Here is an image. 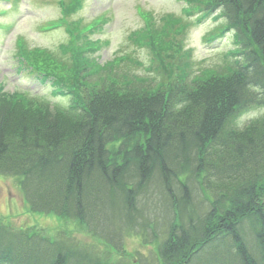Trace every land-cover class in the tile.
Returning <instances> with one entry per match:
<instances>
[{
    "label": "trees",
    "instance_id": "1",
    "mask_svg": "<svg viewBox=\"0 0 264 264\" xmlns=\"http://www.w3.org/2000/svg\"><path fill=\"white\" fill-rule=\"evenodd\" d=\"M212 2L202 12L219 13L235 47L206 79L174 78L158 54L166 80L151 87L76 89L31 71L69 106L0 87V176L32 212L80 221L119 254L2 224L0 264H264V117L239 124L264 108V0ZM131 236L156 255L131 259Z\"/></svg>",
    "mask_w": 264,
    "mask_h": 264
},
{
    "label": "rangeland",
    "instance_id": "2",
    "mask_svg": "<svg viewBox=\"0 0 264 264\" xmlns=\"http://www.w3.org/2000/svg\"><path fill=\"white\" fill-rule=\"evenodd\" d=\"M212 1L0 0V87L35 103L69 106V96L53 95L50 79L43 84L28 72L43 70L51 79L75 83L76 89L86 84V78L92 86L151 87L166 80L155 70L160 63L153 59L158 54L164 62L166 55L172 57L174 78L187 73L192 79H206L233 61L227 59V52L234 47V34L213 48L205 42L210 32L225 23L215 16L196 23L197 11L214 5ZM262 117L264 108L252 110L240 119V125ZM2 224L39 231L52 240L74 238L100 257H119L114 247L93 236L80 221L31 212L17 180L0 176ZM155 249L157 244L143 245L140 237L126 241L131 259L137 251L152 257Z\"/></svg>",
    "mask_w": 264,
    "mask_h": 264
}]
</instances>
